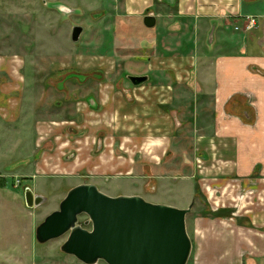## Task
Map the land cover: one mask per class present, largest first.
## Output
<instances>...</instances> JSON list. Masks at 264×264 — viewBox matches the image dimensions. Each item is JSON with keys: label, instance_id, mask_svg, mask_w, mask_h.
I'll list each match as a JSON object with an SVG mask.
<instances>
[{"label": "rangeland", "instance_id": "374dc122", "mask_svg": "<svg viewBox=\"0 0 264 264\" xmlns=\"http://www.w3.org/2000/svg\"><path fill=\"white\" fill-rule=\"evenodd\" d=\"M58 4L67 6L73 13L67 15L60 12L55 8ZM200 4L205 8L204 12L198 10ZM145 9L159 18L157 28L152 31L142 24ZM182 10L184 14H180ZM218 17L230 21L246 20L247 24L241 23L244 21L231 22L230 26L235 30L244 26L250 31L258 29L256 26L260 24L264 28V0H235L234 4L221 0H210L208 3L176 0L174 7L165 5L163 0H0V264H83L61 251L67 237L44 245L36 240V228L59 208L65 198L56 199L60 190L52 195L49 186L56 181H46L40 176H20L34 174L32 170L28 172L30 168L24 167L23 161L34 147L37 123L54 114L69 116L71 102L75 101L72 96L90 94L100 103L101 112H110L107 116L111 118V124H117V117L114 116L116 108L108 110L106 105L120 100V93L124 95L131 89L127 81L129 76L146 74L149 78L147 83L173 88L169 96L173 98L170 103H175L162 106L167 113L171 111L170 116L176 117L177 109L184 113L185 107L186 121L192 122L189 102L183 106L177 99H180L179 94L184 87L191 92V100L195 96L192 91L196 79L193 71L195 56L184 55L188 58H183L181 54L195 52L199 39L205 36L204 28L212 18ZM75 26L84 28L77 44L71 39ZM178 27L183 29L178 30ZM212 49V53L228 54L234 52L236 46L221 44L219 40ZM150 63L152 68L148 66ZM82 81H85V88L74 87ZM113 83L118 84L115 93L106 89ZM103 101L104 106L101 104ZM181 117L184 119V116ZM131 123L125 122V137L130 135L128 129ZM139 133V138L145 137V131ZM175 135L166 157L164 152L151 155L137 149L135 176L138 180L146 178L139 193L147 200L178 205L193 191L189 187L181 192L167 191V186L177 187L187 183L173 178L182 174L181 169L185 165L194 171V138L183 137L179 133ZM183 139L186 145L179 148L178 140ZM135 145L131 143L128 148L133 151ZM141 145L138 141V147ZM124 153L127 159L132 154ZM200 176L194 178L195 197L192 199L194 202H190L194 206L187 216V231L194 245L188 264H208L205 259L210 251V231L202 225L195 234L194 219L201 214L209 216L211 203L215 205L216 202L227 207L229 214L240 210L238 220L245 228L227 224L223 234L237 236L242 243L250 246L249 250L248 247L239 248L240 255L248 251L242 263L262 264L260 256H264V247L257 245V238L260 237L258 232L264 230V213L260 211L255 215L261 202L258 190L251 191L252 188L243 182L234 186L229 184L224 186L223 197L219 192L222 199L212 200L215 192L211 194L212 187L208 181L199 183ZM122 177L134 176L123 174ZM43 182L48 186L45 197L43 195L46 202L29 209L24 197L26 189L34 193L35 185ZM109 186L113 197L128 194L127 191L134 192L131 188H141L138 181L127 178H113ZM67 188L65 184L61 194ZM154 189L158 195L150 197L149 193ZM84 219L81 218L82 221ZM98 264L106 263L100 261Z\"/></svg>", "mask_w": 264, "mask_h": 264}, {"label": "crops", "instance_id": "0c3cea01", "mask_svg": "<svg viewBox=\"0 0 264 264\" xmlns=\"http://www.w3.org/2000/svg\"><path fill=\"white\" fill-rule=\"evenodd\" d=\"M163 1L170 7L176 5V0ZM200 1L208 3L210 0ZM227 1L234 4L235 0H221ZM200 7L198 10L204 12L205 8L201 4ZM184 13V10L180 11V14ZM156 18L159 21L157 16ZM245 21L212 18L207 27L205 25V36L199 39L195 52L181 54L183 58L193 54L195 56L193 71L196 79L192 85L195 96L191 100V92L184 87L179 94L180 99H177L183 106L186 105L185 102H189L188 110L192 122L186 121L185 107L184 113L177 109L176 117L170 116L171 111L167 113V109L162 107L175 103H170L173 99L169 96V91L173 90L170 85L153 86L147 83V86L132 88L128 84L131 89L125 91L124 95L120 93V100L116 99L114 103L106 105L109 106L108 110L110 107L116 108L114 116L117 117L115 119L117 124L113 125L111 118L107 116L110 112H101L100 103L92 95L72 96L75 101L71 102L69 116L60 117L61 115L54 114L39 121L35 126L34 147L23 161V166L30 168L28 172L32 170L34 174L20 176L27 178L40 176L46 181H56L49 186L52 195L60 190V195L57 194L56 199H63L69 190L81 184H95L103 193L112 196L109 182L113 178L138 181L141 184L140 189L131 188L134 192L127 191L128 194L123 195L140 196L139 191L144 187L146 178L138 180L135 176V169L138 166L137 149L151 155L164 152L166 157L173 146L175 134L179 133L180 136L194 138L192 143L194 171L185 165L183 170L181 169L182 174L173 178L184 180L187 182L186 185L167 186V191L181 192L187 187L193 191L178 205L152 199H146L147 201L186 209L195 197L194 178L200 174L199 183L208 181L212 187L211 194L215 192L212 200L222 199L224 186L229 184L234 186L243 182L252 188L251 191L258 190L261 202L258 203L259 211L255 215L260 211L264 213V28L260 24L256 26L258 29L247 31L244 26L238 30L230 26L231 22L247 24ZM219 40L221 44H234L236 50L228 54L212 53V48ZM148 66L152 68V63ZM78 83L79 85L74 87L85 88V81ZM116 85L118 84L113 83L112 86H106V89L115 93ZM101 104L103 105L104 101ZM181 116H184V119ZM128 121L133 123L128 129L131 131L130 135L125 137L123 130H126L125 122ZM137 128L140 129L139 132L145 131L144 138H139ZM182 130L184 133H181ZM138 141L142 143L139 147ZM131 143L137 144L133 151L128 148L131 147ZM184 145L185 139L178 140L179 148ZM123 152L132 154L128 155L127 159V154ZM123 174L134 177H122ZM44 183L35 185V195L45 197L48 186ZM65 184L68 188L61 194ZM219 192L222 193L221 197ZM156 195H158L156 189L149 193L150 197ZM226 208L222 203L216 202L215 205L211 203L212 211L209 216L201 214L194 219L195 234L201 230L202 225L210 231V251L206 253L205 263L236 264L240 261L239 263L243 264V258L245 259L248 251L240 255L239 248L248 247L249 250L250 246L242 243L237 236L223 234L224 226L227 224L233 223L236 228H245L238 220L240 210L229 214ZM258 233L260 237L257 238V245L264 247V230ZM260 259L264 264V256H260Z\"/></svg>", "mask_w": 264, "mask_h": 264}, {"label": "water", "instance_id": "95a60500", "mask_svg": "<svg viewBox=\"0 0 264 264\" xmlns=\"http://www.w3.org/2000/svg\"><path fill=\"white\" fill-rule=\"evenodd\" d=\"M60 12L73 11L58 4ZM76 12V11H74ZM155 16H147L145 25L156 26ZM84 28L72 29V42H80ZM134 86L148 81L147 76H130ZM29 209L46 202L30 189L25 191ZM186 209L147 201L141 196L112 197L95 184H81L68 191L59 208L36 228V240L44 245L67 237L61 251L83 264H188L193 242L187 231ZM82 217H85L83 221Z\"/></svg>", "mask_w": 264, "mask_h": 264}, {"label": "flooded vegetation", "instance_id": "af4514ba", "mask_svg": "<svg viewBox=\"0 0 264 264\" xmlns=\"http://www.w3.org/2000/svg\"><path fill=\"white\" fill-rule=\"evenodd\" d=\"M166 1H168V0H166ZM146 12V14L145 15H143V17H142V24L144 25V27L145 28H147V30H150V31H152V30H154V29H156L157 28V24L159 23V21L157 20V23H156V26L154 27V28H148V27H146V25H145V18L147 17V16H154L153 14H150L151 13V10H149V9H145L144 11H143V14ZM155 18H156V16H155ZM157 19V18H156ZM139 76H147V74L146 75H139ZM130 77V76H129ZM129 77H128V83H129V85L132 87V88H139V87H141V86H143L144 84H147V82L149 81V78H148V81L146 82V83H144L143 85H141V86H134L133 84H132V82L130 81V79H129ZM148 77V76H147Z\"/></svg>", "mask_w": 264, "mask_h": 264}, {"label": "built area", "instance_id": "2783aa9c", "mask_svg": "<svg viewBox=\"0 0 264 264\" xmlns=\"http://www.w3.org/2000/svg\"><path fill=\"white\" fill-rule=\"evenodd\" d=\"M252 24H253V25L255 24V20L252 21Z\"/></svg>", "mask_w": 264, "mask_h": 264}]
</instances>
